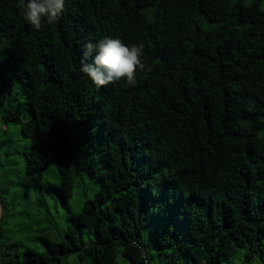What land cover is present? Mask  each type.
<instances>
[{
  "label": "trees",
  "instance_id": "obj_1",
  "mask_svg": "<svg viewBox=\"0 0 264 264\" xmlns=\"http://www.w3.org/2000/svg\"><path fill=\"white\" fill-rule=\"evenodd\" d=\"M17 5L0 0V264H264L263 1L65 0L39 30ZM105 37L152 70L92 83L84 45ZM11 125L33 140L19 188Z\"/></svg>",
  "mask_w": 264,
  "mask_h": 264
},
{
  "label": "clouds",
  "instance_id": "obj_2",
  "mask_svg": "<svg viewBox=\"0 0 264 264\" xmlns=\"http://www.w3.org/2000/svg\"><path fill=\"white\" fill-rule=\"evenodd\" d=\"M17 6L25 9L24 20L39 30L44 20L49 24L60 20L65 0H18ZM143 50L142 43L126 45L120 39L105 37L97 43L88 41L84 45L80 71L97 86L115 84L121 79L135 85L138 72L152 70L143 60Z\"/></svg>",
  "mask_w": 264,
  "mask_h": 264
},
{
  "label": "rangeland",
  "instance_id": "obj_3",
  "mask_svg": "<svg viewBox=\"0 0 264 264\" xmlns=\"http://www.w3.org/2000/svg\"><path fill=\"white\" fill-rule=\"evenodd\" d=\"M251 1V0H246ZM264 3V0H262ZM2 103H0V109H2ZM8 132H10L12 135H14L15 139L17 140V146L13 147L8 150L9 153H14V155L10 156V159L8 160V174L11 177V181L14 182V188H19V182H20V176L23 175V171L25 170V158L22 154H16L15 151L19 148L21 150L30 147L33 145V140L27 139L21 131V127L19 125H11L8 126ZM0 131H4V125L2 124V121L0 120ZM264 132L261 133V136H263ZM20 162L21 165H17V163ZM83 184V189L88 190L87 194L83 196V199L86 197H90L93 195V193L96 191L97 186L96 185H89V183L86 182ZM91 186V187H90ZM13 188V189H14ZM19 206V205H18ZM64 212V209L61 208Z\"/></svg>",
  "mask_w": 264,
  "mask_h": 264
}]
</instances>
